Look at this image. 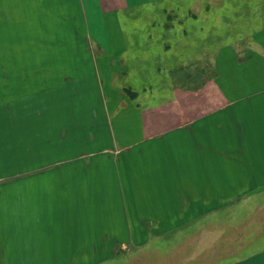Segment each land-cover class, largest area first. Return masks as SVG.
<instances>
[{
  "label": "crops",
  "instance_id": "0c3cea01",
  "mask_svg": "<svg viewBox=\"0 0 264 264\" xmlns=\"http://www.w3.org/2000/svg\"><path fill=\"white\" fill-rule=\"evenodd\" d=\"M177 1L0 0V264H221L234 253L226 218L243 211L263 227L260 53L212 54L215 100L180 88L145 110L128 100L98 132L113 113L106 74L198 63L181 51L184 28L151 31L186 24ZM137 10L124 27L121 14Z\"/></svg>",
  "mask_w": 264,
  "mask_h": 264
},
{
  "label": "rangeland",
  "instance_id": "374dc122",
  "mask_svg": "<svg viewBox=\"0 0 264 264\" xmlns=\"http://www.w3.org/2000/svg\"><path fill=\"white\" fill-rule=\"evenodd\" d=\"M177 2L186 7L185 9H174V16L180 17L185 11L186 15L183 16L186 24H184V21L181 24L170 21L173 28H170L168 24L155 25L151 31L158 34L155 36H159L163 32H182L184 28L188 38L184 42L185 46L181 51L186 50L191 58L195 55L194 59L199 60L198 63L195 66L194 64L187 66L183 68V71L179 72H170V69H173L171 65L164 67L155 65L151 67L150 72L146 73L130 72L121 76L117 73L113 75L106 74L109 78L112 77L110 85L114 83L113 86H115V90H110L108 84L106 85L105 83L103 90L108 102L107 108L113 113L108 115L105 110V125L99 126L98 132L108 125L110 117L113 118L116 113L120 112L119 110L123 109V104L128 100L141 104V107L145 110L147 108L146 99L154 97L155 100L158 99L160 101V98H165L167 93L175 91L176 88H180L182 91L186 90L190 95L198 92V97L202 93L203 103L209 97H213V100H215L212 87L205 86V84L215 76L212 54L223 47L232 48L239 61L244 60L248 55L256 53H260L262 57L264 56V38H260L261 40H257V42L254 41V34L264 30V0H178ZM88 12L90 13L92 10H88ZM149 13L153 14L155 18H164L167 15L166 10L159 9ZM145 14L146 11L142 12L141 10L128 14L123 12L121 14L124 20L123 26H130V24L127 25L131 21L130 17H138ZM126 32H128L127 28ZM91 35L94 36L96 33L93 31ZM258 35L257 37H262ZM164 44L165 42L162 40L154 42V53L160 52ZM161 59L159 58L160 61H162ZM165 59L168 60L169 58ZM170 59L174 60L175 58L170 57ZM100 71L103 75L102 68ZM100 96H102L101 92L97 98ZM121 96L123 102L119 101L117 106L110 104L108 99L114 102L112 98H120ZM95 107L96 109L98 108L97 106ZM95 111L97 112L98 109ZM98 117L100 122L103 121L101 113H98ZM2 131L0 130V136ZM3 146L0 143V150H2ZM10 149L15 150L11 151V153L7 150L4 154V159L10 162L11 159L16 157L14 160L16 161L18 159L16 150L19 149V146L15 145ZM243 216L245 217L242 219ZM252 218V222L249 223L251 217L241 211L233 218L234 223H232L230 218L225 219V224H233L231 235H234L232 242L234 253L221 260V264L243 262L250 256L258 255L264 251V223L263 227H260L262 225H259V216ZM236 220L241 223L238 224ZM247 220L248 223L244 224ZM229 245H231V242ZM261 264H264V259H262Z\"/></svg>",
  "mask_w": 264,
  "mask_h": 264
}]
</instances>
